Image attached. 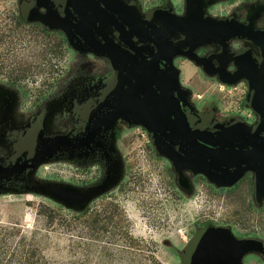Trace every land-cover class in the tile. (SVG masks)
<instances>
[{"label":"rangeland","instance_id":"rangeland-1","mask_svg":"<svg viewBox=\"0 0 264 264\" xmlns=\"http://www.w3.org/2000/svg\"><path fill=\"white\" fill-rule=\"evenodd\" d=\"M174 1L187 15L214 20L249 8L264 24V0ZM180 65L197 94L220 92L191 63ZM122 80L116 66L72 45L57 18L35 0H0V166L35 162L0 171V264H18L12 257L22 249L53 262L77 261L84 235H94L90 264H101L104 254L103 264H129L109 257L129 252L184 264L196 235L209 227L259 242L242 264H264V167L219 185L173 158L151 129L126 116L100 126L85 147L45 151L59 137L84 139L94 119L111 115ZM218 101L225 112L238 108ZM58 184L96 191L84 206L71 208L51 195ZM123 235L143 249L128 247Z\"/></svg>","mask_w":264,"mask_h":264},{"label":"flooded vegetation","instance_id":"flooded-vegetation-1","mask_svg":"<svg viewBox=\"0 0 264 264\" xmlns=\"http://www.w3.org/2000/svg\"><path fill=\"white\" fill-rule=\"evenodd\" d=\"M35 1L62 27L71 28L72 45L119 69L122 95L114 111L119 105L131 110L120 117L136 119L143 126L138 115L152 117L171 127L163 138L173 158L192 156L195 163L203 164L198 157L207 148L249 150L256 147L251 141L264 144V24L256 22L249 8L227 17L216 15L219 20H214L199 13L185 14L186 8L174 0ZM103 52L112 53L114 59ZM183 61L220 92L197 94L183 80ZM219 96L232 106L237 104V110L225 112L217 103ZM139 108L145 112L138 113ZM104 117L94 119L91 128ZM185 122L190 131L180 128ZM191 135L197 141L194 144L189 143ZM88 144L68 147L79 149ZM33 165L30 160L0 166V171L15 172ZM222 168H228L229 174L235 169Z\"/></svg>","mask_w":264,"mask_h":264},{"label":"water","instance_id":"water-1","mask_svg":"<svg viewBox=\"0 0 264 264\" xmlns=\"http://www.w3.org/2000/svg\"><path fill=\"white\" fill-rule=\"evenodd\" d=\"M63 28L66 30L71 40V28L66 24L65 26L63 25ZM102 54H108L114 59V55L110 52H103ZM126 111L131 113L130 109H123V107L119 105L110 116L97 119L84 139L79 142H73L70 138L59 137L57 143L53 146L47 145L45 151L51 153L50 150L60 146L80 147L86 145L92 140L95 131L100 127L99 125H110ZM142 111L143 109L140 108L137 110L138 113ZM138 113L136 114L138 115ZM138 117L142 120L141 122L157 135L158 140L168 150L169 145L166 142V138H163V135H165L166 131L171 127L156 123L152 117L146 119H142L140 115H138ZM184 124L185 126L180 128L190 131L189 125L186 122ZM180 128L179 130H181ZM195 142H197L195 141V136L191 135V142L189 143L194 144ZM249 143L256 145V147L249 150L207 148V150H204L198 157L206 162L203 164L195 163L192 156H190V158L188 156H181V160H177L194 171L204 172L211 180L219 185H232L245 171L264 167V144L257 141H251ZM39 157H41V152L39 153ZM223 165L226 167L233 166L235 169L229 174L228 168H222ZM214 170L223 172L218 174ZM259 190L264 194V177L259 182ZM49 191L53 197L64 205L71 208H78L84 206L96 190L87 191L73 185L58 184L50 187ZM260 247L261 244L257 241L236 238L228 229L219 227L204 228L196 235L194 243H192L189 252L185 255L184 264H242V257L246 253L253 249H259Z\"/></svg>","mask_w":264,"mask_h":264},{"label":"trees","instance_id":"trees-1","mask_svg":"<svg viewBox=\"0 0 264 264\" xmlns=\"http://www.w3.org/2000/svg\"><path fill=\"white\" fill-rule=\"evenodd\" d=\"M57 34H61L60 32L56 31ZM62 42H65V38L61 37ZM18 79H15V82H17ZM84 214V213H83ZM82 215V214H80ZM125 238V243H127L128 247H135V244L140 246L137 247L139 249H143V247H141L140 244L135 242V239L132 237H129L128 235H123ZM94 239V235H84L82 242L80 243V245L78 246L80 248V258L77 259V261H71L68 260L67 262H57V261H51L47 258H45L44 256H37V254L33 253V251H26L24 249H22L21 251L17 250L16 252H14V256L12 257L13 259L18 258L16 261L18 262V264H90L91 263V256H92V240ZM12 241V240H11ZM19 244H23L22 241H18L17 245ZM39 248L36 247V251ZM34 249V252H36ZM108 255L104 254L101 255V264H103L105 257H107ZM110 259H117L118 261H125L129 264H140L142 263L143 259L149 260V262L151 263H147V264H156L158 263L157 260L155 259V257L153 255H147L145 256L144 254L141 253H134V252H129L128 254H125L124 256H119L118 258H116V255H109ZM11 258V257H10ZM8 262H10L11 260H7ZM159 264V263H158Z\"/></svg>","mask_w":264,"mask_h":264}]
</instances>
